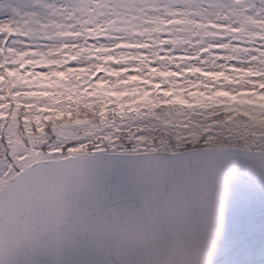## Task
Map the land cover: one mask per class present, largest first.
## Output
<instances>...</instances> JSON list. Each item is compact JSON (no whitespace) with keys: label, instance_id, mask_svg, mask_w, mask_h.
Instances as JSON below:
<instances>
[{"label":"snow or ice","instance_id":"6c2138e0","mask_svg":"<svg viewBox=\"0 0 264 264\" xmlns=\"http://www.w3.org/2000/svg\"><path fill=\"white\" fill-rule=\"evenodd\" d=\"M0 264H264V0H0Z\"/></svg>","mask_w":264,"mask_h":264}]
</instances>
